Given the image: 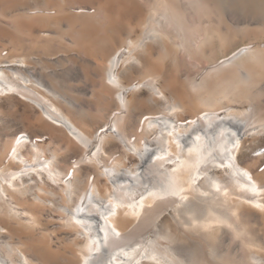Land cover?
Here are the masks:
<instances>
[{
	"label": "bare ground",
	"instance_id": "1",
	"mask_svg": "<svg viewBox=\"0 0 264 264\" xmlns=\"http://www.w3.org/2000/svg\"><path fill=\"white\" fill-rule=\"evenodd\" d=\"M0 6L19 11H0L19 54L0 50V101L18 97L32 130L54 122L79 153L63 170L65 147L33 131L0 141V264H44L35 236L72 244L49 264H264V0ZM94 119L107 121L92 134Z\"/></svg>",
	"mask_w": 264,
	"mask_h": 264
},
{
	"label": "rangeland",
	"instance_id": "2",
	"mask_svg": "<svg viewBox=\"0 0 264 264\" xmlns=\"http://www.w3.org/2000/svg\"><path fill=\"white\" fill-rule=\"evenodd\" d=\"M14 1H16V0H14ZM17 1L20 2L21 0L20 1L17 0ZM0 2L2 3V0H0ZM4 8H5L4 6H3V9L0 8V11L2 9L1 12L6 18H9V19L15 18L16 19L19 16V11H14V10H9V9H6L4 11ZM31 9H35V8H31ZM5 17H0V18L5 19ZM40 26H47V25H46V23H44V24H41ZM0 31H1L0 32V39H1L0 40V50L6 49L8 51L7 52L8 56H11V57L14 55H19L18 50L15 47H13L15 45H13L11 43L16 38V36H18V34L14 33L9 27L7 28V26L5 24H2V23H0ZM98 43L100 45H98ZM98 43L95 44L96 48L94 47V49L100 50V48L102 46V41L98 42ZM88 54L90 55L91 58H93L95 56V52L93 49H89ZM1 59H5V58H1ZM43 71L47 75L50 74V71L48 69L47 70L44 69ZM87 72H88V75H87L88 80H93V76L90 73V70H88ZM48 78L50 80L52 79L51 76H48ZM66 78L68 79V81H69L68 83H69L70 87L72 88V90L68 91V94L73 95L71 97H74V98L76 97L78 99H87L94 104L97 103L96 101H98V96H99L98 93L93 92L91 94L90 92L78 91L77 87L84 86V83L76 76H69V77L66 76ZM53 81L54 80H51V82H53ZM78 82H80V83H78ZM81 93H84V94H81ZM147 95H149V93L146 90H143L141 93H139L137 95L138 97L136 96V99H138L140 97L139 99L142 98L143 100H145L148 97ZM93 96H95L97 98H95ZM10 101L11 100L6 99L5 97H3L2 100L0 101V110L2 112L0 115V141L2 143L6 142V140L9 137H14L17 134L23 132L24 130H28V131L30 130L31 132L33 131L32 133L35 135L36 138H40L43 141L50 142V143L56 144L58 146H61L60 150L64 149V147L66 145L69 146L70 144H72V143H70V142H72V139H73L71 137V135H69V133L64 128L60 127L58 124H56L54 122L53 123L49 122L50 125L48 128V133L40 132L37 128L32 130L29 127L28 123L24 121L25 118H24L23 111L25 110V106L19 102V98L14 96L13 101H11V102ZM11 104L15 105L16 107L12 108ZM114 106H116V105L113 104V107ZM114 108H116V107H114ZM145 109H143V111H145ZM157 111H161V109L157 110ZM89 113L96 115L94 110L89 112ZM187 118L188 117H186L185 119H187ZM96 120L93 121L89 127V129L91 128L90 131L92 134H94L97 130H99L100 127H103V124H105V122L107 121V119L105 121H103L101 119H98L97 121ZM93 123H94V125H93ZM249 142H251V140H248L247 144ZM261 142L262 143L264 142V136L259 137L258 141H255L256 144H260ZM80 147H81V145L80 146L78 145V148H77L78 151H79ZM53 148H54V146L51 145L50 149L53 150ZM111 148L109 150L110 151L109 156L103 157L101 159L102 162H104L105 164H108L113 160L115 153H118V154H119V152L121 153V148L119 145L112 146ZM79 152H81V150ZM59 154H60V156H59L60 161L62 162V163L61 162L60 163L62 164V166H64V167H62V169L63 170L73 169L74 168L73 167L74 166L73 161L75 160V158L77 159V157H79V153L77 154V153H75V151L74 152L66 151V147H65V151L62 150L59 152ZM255 160H256V157L252 153H250V150H245L244 153H242L239 157V162L243 166H249ZM93 169L94 168H92V166H90V165H83L81 167V173L82 174L91 173ZM252 169H253L254 174H257L260 171H262L264 169V158L259 160L258 163ZM28 231H31V230H28ZM34 232H36V231H34ZM263 235H264V223H263ZM35 237L32 238L34 245L39 243V246L42 245V246L47 247V249H48L47 253L45 252L47 254V256H45L43 258L44 264H49L50 262H53V261L56 262V261H58V259L60 257H65L66 256L65 250L69 247H72V244L69 241H67L66 239H64L63 237H60V236H55V237L53 236V237H51V239L48 237H44V236H42V237L37 236L38 237L37 239ZM52 239H53V241H52ZM57 239H59V240L57 241ZM37 241H38V243H37ZM36 246H38V245H36Z\"/></svg>",
	"mask_w": 264,
	"mask_h": 264
}]
</instances>
